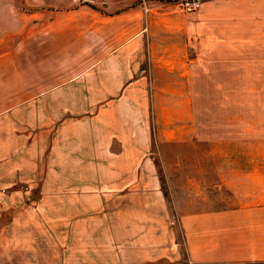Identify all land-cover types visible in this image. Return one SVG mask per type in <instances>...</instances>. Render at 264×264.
Here are the masks:
<instances>
[{"label":"rangeland","instance_id":"1","mask_svg":"<svg viewBox=\"0 0 264 264\" xmlns=\"http://www.w3.org/2000/svg\"><path fill=\"white\" fill-rule=\"evenodd\" d=\"M68 2L81 12L86 1L42 0L33 11L26 0V11L9 14L20 26L24 18L25 29L5 38L0 51V264H129L146 250L136 241L146 231L169 232V246L152 248L184 257L179 211L211 207L210 199H264L258 61L246 75L203 78L191 128L172 131L201 140L159 141L165 128L148 107L146 131L136 115L121 117L145 144L143 154L118 140L89 149L81 123L97 109L81 106V73L98 45L84 42L81 14L61 16ZM55 98L71 106L56 107ZM65 124L74 132L65 134ZM139 199L153 200L141 206ZM145 214L147 228L139 220Z\"/></svg>","mask_w":264,"mask_h":264},{"label":"crops","instance_id":"2","mask_svg":"<svg viewBox=\"0 0 264 264\" xmlns=\"http://www.w3.org/2000/svg\"><path fill=\"white\" fill-rule=\"evenodd\" d=\"M33 1V11L40 10L42 0L37 7ZM85 1L81 12L68 2L61 16L73 21L81 14L84 42L98 45L81 73V106L97 109L96 119L81 123L82 145L89 149L113 147L118 140V146H140L134 155L143 154L145 144L121 117L136 115L146 131L148 107L165 128L158 132L159 141L201 140L173 130L191 128L189 109L200 106L203 78L249 74L254 60L264 75V0H203L194 13L175 8L176 0H141L137 7L131 6L133 0ZM24 11L26 0H0V51L5 38L25 29L24 18L20 26L10 22L9 14ZM64 100L55 98V106H71ZM61 130L66 134L74 127L65 124ZM152 200L139 199V205ZM209 203L178 212L184 257L152 248L155 242L169 246V232L159 237L146 231L136 240L146 250L129 264H264V199ZM151 219L139 217L145 228Z\"/></svg>","mask_w":264,"mask_h":264},{"label":"built area","instance_id":"3","mask_svg":"<svg viewBox=\"0 0 264 264\" xmlns=\"http://www.w3.org/2000/svg\"><path fill=\"white\" fill-rule=\"evenodd\" d=\"M202 1L203 0H176L172 5L183 13H194L199 9Z\"/></svg>","mask_w":264,"mask_h":264}]
</instances>
